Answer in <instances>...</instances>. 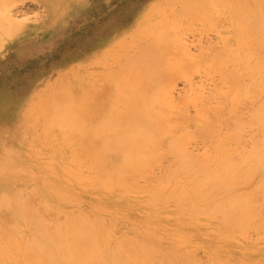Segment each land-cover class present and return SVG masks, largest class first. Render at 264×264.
I'll use <instances>...</instances> for the list:
<instances>
[{
	"label": "rangeland",
	"instance_id": "rangeland-1",
	"mask_svg": "<svg viewBox=\"0 0 264 264\" xmlns=\"http://www.w3.org/2000/svg\"><path fill=\"white\" fill-rule=\"evenodd\" d=\"M18 1H17L18 5L16 4L17 3L16 2L15 8H13L11 10L12 12H10V14H12L10 15L11 16L10 21L14 24L20 23L18 24L20 28L16 32V34L14 33L8 36V38L6 37L7 39L4 37V40H3V37H2L3 41L1 42L3 43L2 44L0 43V45H2V47L0 46L2 48V49L0 48L1 49L0 50V161H2L0 163V195H1L0 199L1 197L7 198L5 195L7 196L10 195L12 196V198H15L16 200H18L17 198H20V200L22 199L23 203H21L22 200L21 201L19 200V202L22 204L21 206H23L24 203H25L24 205H27V206H24V210H26V207H28V205L29 207L27 209L29 211L31 207H33L35 209V212H34V209L32 208L31 209L32 213L36 214L38 211L37 214H40V216H42L41 218H43L44 223L45 221L46 222L48 221L45 224L49 226L55 225L56 221H57L56 224L58 223L59 225L60 223V225H63L64 223L62 222H68L67 219L68 217H71V216H74L72 218H75V219L78 216H79L78 217L79 219H82L83 217H85L83 218V221L85 223L88 221V222H91L90 224H94V226L96 223V226H98V230L102 233L101 234L99 232L100 233L99 235H102L103 238L105 237L109 238L107 239V241L109 240L111 242L105 241L106 244L108 243L107 244L108 251L116 250L117 245L115 246V243L118 241V239L119 240L122 239L121 241L122 243H124L126 242V240L124 239L125 241L123 242V237L126 238L128 236L129 238L134 237L133 239L137 238L136 240H133V242L132 241L131 242H132V249L133 247H135V249H137L138 251L140 250V252L143 255L142 257V255H139L140 253H138L139 256L136 257L137 259H139V260H136L138 264H161V262L162 264H166L165 260L168 258L174 264H177V263L183 264L184 261H187L188 256H190V254L196 260V262H198L197 264L199 263L200 264H261V262L262 264H264L263 263L264 262V228H263L264 223L262 224V221L264 222V216H262L264 215V210H263V213L260 214L264 206L263 205L264 202L260 203L261 202L260 199H263L264 197L261 198V195L263 193H259L261 191H258V189H261L260 184L258 188L255 186L256 187L255 189H257L256 190L257 193L255 189L251 190V188H253L254 185L258 183V181L261 180L260 182H262L264 175L260 176V174L264 173L263 170L261 171L257 169L259 170L258 172L260 173L257 174L258 176L254 175V177H252L251 175L250 176L252 177L251 179L250 177H246L244 175L245 171L243 169L245 167L242 169L243 167L242 166L239 168V171H235V176L237 178L242 179V174L245 176L243 177V181H242L244 183L241 182L242 183L241 185H243V187L239 185L241 188L236 187L235 190L238 189L239 192L243 191L242 193L243 196H245L244 195L245 193H247V195L249 193L250 196H252L253 194L257 196L256 197L257 199L254 197V200L251 197V201H253L251 203L253 204L257 203V204L255 206L250 203L249 205L251 206L250 209L252 208L254 209V207L255 209L258 208V204L259 206L260 205L261 206L258 208L259 210H256V212L258 211L259 213L257 216L255 215L256 212H254L255 209L254 210L252 209L253 215L250 216V218L246 222L247 224V229H245L246 231L244 232V229H243L242 230L243 233L240 232L242 236L240 233H237L239 232V230H241V228H237L236 229L237 232H234V231L233 233L229 232L230 235L233 234L230 237L231 239L233 238V236H235L234 239H237V240L233 239V241H230L229 243V240L231 239L227 237L228 239L226 240V236H227L226 234H228V233H225L226 230H224L225 232L223 231L222 234L220 233L223 230L222 226L220 225L223 222V221L221 222V219H222L221 216H219L218 214L216 216L215 215L216 213H214V211H213L214 214H212V211L210 210V207H211L209 203L210 201L206 200L207 199L206 197L200 196L201 199H198L200 198L198 195L200 194L198 193V190L201 192L200 195L202 196H206L208 194L209 196L212 195L211 196L212 198H216V197L218 198V196L215 195L217 194L218 189H216L215 191L213 190V188L215 187H213L211 190V187L204 185L206 187H209L207 188L208 190L206 189L207 192L208 191H211L212 193H214V191L216 192L214 193V195L216 196L215 197L213 196L211 192H208V193L204 192L203 189L205 190L206 188L204 186L203 188L200 187V189L197 188L198 190L195 189V184H197V182H194V181L192 182V179H190L191 177L188 175L187 176L191 180L190 183L189 181H188L189 184L187 182H184V180L187 181L188 177L185 176L186 174L184 172L183 173L185 175L182 173V171L178 169H177L178 171L176 170L177 163H174V162H177V159H175L173 155L169 156V154L167 155V153H165L168 142L164 143L163 145L166 149H162V150H165V151L160 152L161 155L159 154L158 156V158L160 159V162L158 161L159 159L157 158L158 160L156 159V161H158L159 163L155 161L156 163L155 162H154L155 164L153 163L154 166H152L153 165L152 164L144 168L145 170H148V171H145L144 169L142 170V168H141L142 171L137 169L136 171L138 172L135 171L136 172L135 174H137L135 175L133 173L134 170L132 171L130 170V172L127 173V175H125L124 178L122 179V181L124 180L125 182L124 181L121 183L119 182L120 185H116V183L118 182L117 181L115 182L113 178L109 177L108 181L111 183V185L105 184L106 186L104 188L103 186L104 184H102L104 183V177L102 173L99 170H97L99 169L98 168L99 166L96 165L97 166L96 167L94 165L97 159L94 160L92 158L94 162L91 161V164H90L91 158H89V156L91 155H89L90 152H89V149H87L89 148L88 145L87 146L86 144L83 145V143L80 144L75 133L67 134L69 135L67 136L68 138L65 137V135H63L64 137L62 138V135L60 134V129H58L54 124L50 125L51 123L48 120H45L46 116L49 118L52 112L54 111L53 108H54L55 103L58 104L59 106H62L63 104H65L67 106H70L71 108L73 105H75L72 108L73 111L74 110L79 111L81 110V108H83L82 111L88 110L89 105H87V103L90 104L89 98H90V94L93 93V86H94V85L93 86L89 85L88 82L92 78H95L96 76L99 75L100 69H98L97 67H91L87 65H88L90 58L96 51L100 52L104 49H107L109 74L111 73V75L112 74L118 75L119 73L123 72L122 75L129 76L130 72H132V69H133L132 64L134 63V62H131V58L133 55L140 52V46L146 44L147 42L150 43L151 39L152 38L154 39V37L158 33L159 34L156 36L158 38L165 34L167 35L168 33L170 34L174 42L179 39H183L184 43L188 47V50L186 52L185 50H181V49H174V50L172 49L170 51V55L167 56L168 65L165 66V72H163V73H167V78L162 83V87L165 89L168 88V90L171 91V99H172L173 104L176 107L184 106V108L186 109V113L182 115L183 117L181 116L179 117V115L175 114L177 113L175 110L168 112L167 123L169 124V126L168 124H166L167 126L166 128H168V131L166 133L167 134L166 140L168 139L170 141H172V139L180 140L179 143L180 145L183 144L181 147L184 148L185 152L187 151L186 154L188 153H189L188 155L191 154L193 157L191 155L190 156L192 158L195 157L194 159H196L197 157V160L200 158H201L200 160L205 159V158H202V156L203 155L207 156V154L210 158L212 156L216 157L221 152V151L219 152V150L223 151L224 147L225 148L227 147L226 150L231 151V149L228 147L229 146L231 147L233 142H234L233 143L234 147L235 146L238 147L237 145H239L240 147L242 145L243 147L242 150H244L242 151L241 147L236 148V151L238 149L237 151L238 153L236 155L243 154L244 152L245 154L246 152L247 154L250 151L253 152L255 150V148L253 149V147H258L264 143V141L259 142V140L262 137H263L262 139H264V136H263L264 128H262V126H264L263 124L264 117L262 118L263 120L261 119V122L262 121L263 122L262 123L259 122L260 124L258 122L255 123L254 120H257V119L253 118L252 120V118L251 119L249 118L251 116L250 114L252 115L255 114L253 112L255 111L254 109H256L257 107H254V106L258 105L259 107H261L260 109L258 107L259 111L263 107L262 105L264 103L263 101L264 100V85L261 84L262 83L261 80H260L261 83H259L260 77L258 78L254 77L258 75L257 74L258 71L262 73L263 70L261 71L260 69L262 68L261 66L263 65H260L261 68L259 67L257 71V68H255L256 64H253L255 60L254 59L255 56L254 55L253 57L250 56V59L251 58L254 59L253 63L250 59L248 60L249 55L246 54V51L249 54L248 50H252L251 45L249 46V48L248 46L246 47L248 50L246 49L242 50L245 53H243L241 50H237L236 47L234 46L232 47L230 45L233 43L234 40H236V37H239L244 32V27H243V32L239 31L242 25L243 26L246 25L250 27L253 22L252 23L250 22L249 24L250 26L247 23H249V21H254L252 19L254 17L257 19L256 16H258L259 10L256 11L257 10L256 7H258L259 9V6H262V4H264V0H251V1L243 0L244 2L242 0H232V1L230 0L231 2L228 0L229 3L227 2V0L226 2H224L225 0H215V1L210 0V2H207L209 0L207 1L206 0L204 1L202 0H173V1L172 0H69V1L68 0H18ZM199 1H202L203 4H201V2ZM212 1H214L215 4L214 2L212 3ZM254 1L256 4L254 3ZM256 1H258V4ZM250 3L251 5H254V7L252 6L253 8L251 7V5H249ZM64 4L65 5L67 4V5L65 6ZM241 4H244V5L241 6ZM52 5L53 6L55 5L57 10L55 9V11L52 12L51 10V7H53ZM246 5L247 6L249 5L250 8L247 7ZM255 5H258V6H255ZM243 6L246 9L249 8V11L251 8L254 10L256 9L255 10L256 12L253 11L254 12L253 14L256 13L257 15L253 16L252 12L248 11V14L249 13L252 14L253 16L252 18L247 17L248 14L247 16H244V15L240 16V14L242 13L240 9H242L241 7ZM160 14H162V16H160ZM256 19L254 21L255 25L253 24L255 26V29L253 25L251 26L252 28L251 27L250 28L254 29V31L257 29V27L262 30L261 25L264 23V21L262 22V24H259L260 22L258 21L259 19H257V21ZM12 20H16V21H12ZM160 20L161 22L162 20L164 21L166 20L167 25L165 24V22L161 23ZM260 20L262 21V18H260ZM153 23L157 24L155 25L157 28L159 26L160 27L163 26L162 28H159L161 31L163 28H167L165 30L167 31L169 30V32L166 33L165 31H162V33L164 32L163 35H160L162 33L157 32V31H156L157 34L154 33L155 32L154 30H157V28L155 27L153 30V28L151 27V25H153L154 27ZM164 24L166 25V27H164L165 26ZM146 26L147 27L150 26L151 29L150 27L148 28L151 31L148 28H146ZM167 26H169L170 28H168ZM262 26L264 27V25ZM257 30L255 34L253 33L254 38H252V40L254 39L253 41L255 42H256L255 38L258 39L261 36V34H259L260 36L258 37ZM156 37H155V40L158 39ZM258 41H261V40L258 39ZM226 46H230L231 51H233L236 48V51L234 50L233 53L235 57H237V59H240L242 57L241 56L239 58V55L237 53L238 51H241L243 53L242 54L243 56H245V54L247 55L246 60L250 61V63L253 64V66H251L252 64H250L251 67L249 66L250 68L253 67L254 69V71H252L253 74L250 75L252 76L251 79L249 78L250 76L248 74V76L246 75V76L241 77L242 79H245V80H240V79L239 80L243 82L246 81L247 83L249 80L253 81L254 78L256 80H254L253 82L249 81V83L251 84H247V85H250L249 86L250 89L247 88L248 90L246 89V91H243V93L245 92L246 93L249 92V93L248 94L245 93L244 95L242 94V97L244 98L239 96V94L241 93L240 91H239L240 93H238L237 95L238 97L232 94L235 97V99L238 100L239 102L237 101V104L235 103V105H232V104L231 105L233 107H236V106L241 107V108L236 107L237 110L236 108L232 107L233 111L236 110L237 116L240 114L237 111L242 112L244 115L243 116L244 118L242 117V114L241 116L237 117L233 113L232 115H234L235 117L229 114L228 116H232V117H228L229 118L228 120L227 117L225 116L227 112L229 113V110L231 111L230 109L231 105L229 104L227 106V107H230L229 110L227 109V107L224 110L223 109L224 106H222V109L225 111V112L223 111L225 113L224 114L225 121H222V124L223 122H226L229 124L224 123L225 127L222 125L223 127L216 128L213 126L212 123H210L212 124L211 126L213 127V130L214 128L215 130L213 131L212 129H210L212 133H210L211 131L208 130L210 134L209 135L208 131L204 130L205 128H203V125L207 121L209 122V120H211V117L210 115H205L206 118H209V119L208 120L203 119L202 121L203 123L201 121L200 123H197L198 120H201L200 118L202 116L203 117L205 116L202 115L199 118L198 116L200 114H197L195 112L196 111L195 106L200 103L201 99L206 98L208 95H210V100H211L210 108L211 107L215 108L214 106L216 105V103H217L216 107H218V104L221 106L220 102L222 100L220 98L221 96L219 97L221 93L223 96H225L224 92L227 95L228 94L227 91H230V90H231L229 92L230 95L231 93L237 94L238 92V90L237 92H232V89L233 91H235V88H230L229 90L227 89L226 91L225 87L222 85V82H223L222 77H221L222 75L221 74L219 75V73L221 72V69L224 68L221 65V63L224 60H226L229 57V55H231L230 54L231 52H229V54L228 53L224 54V51L227 48ZM231 47L233 49H231ZM254 49L255 48H253L252 51H255ZM257 50L259 51V53L255 52L256 54L255 53L254 54L256 56L257 54L260 56V51H262V48L256 49V51ZM252 51H250V55L253 54L251 53ZM241 52H239V54ZM212 53H215L216 55L218 54V56L213 58L212 56L214 55H211ZM262 53L264 54L263 51ZM226 54L228 57L226 56ZM263 54L262 56L264 57ZM259 56L257 58H260ZM262 56L261 58H263ZM224 57H227V58H224ZM122 61L124 63L121 65ZM227 68L231 69L230 66ZM253 69H249V70L251 71ZM122 75L120 77H123ZM125 80L127 81L129 79H125ZM254 82L256 83L255 85H253ZM86 83L88 84L86 85ZM125 84H129V83L125 82L123 85ZM121 85L122 84L115 85L111 81L106 82V84L104 85H99V86L96 85L99 88L96 95L102 94V90H105V91L107 90V93H109V96H117L118 95L117 87ZM66 87H69V88H67L66 90ZM57 89H61V91ZM68 90H71V91H68ZM249 90L251 92L253 91V93H251ZM67 92L70 94V96ZM255 92H256V95H255ZM257 93L258 94L263 93L261 94L262 95L261 100H259L260 96L258 97ZM249 94L253 101H255L254 98L256 99L255 102L252 101L254 104L249 99L250 98ZM64 95L65 97H63ZM232 95L230 97L227 95V97L231 99ZM54 96H56V98H54ZM57 96H61V99L60 97H57ZM78 96L80 98H78ZM246 96H249L247 97L248 99L246 98ZM68 97L72 99L68 100ZM234 97L232 99L233 103L236 102L234 101L235 100ZM237 98H242V99L239 100ZM78 99L80 101L79 103H78ZM247 101L248 103L249 101L250 103H252L251 105L252 107H254L253 110H251L252 107L250 104L247 103ZM47 103L48 104L50 103V104L47 105ZM81 103L82 105L86 104L87 107L85 105H84L85 107L80 105ZM222 104H223V101H222ZM50 105H52L53 108ZM84 108H87V109H84ZM47 111H50V112L47 113ZM259 111L257 113H259ZM257 113L255 115H257ZM240 117L241 119L243 118L242 120L246 118L243 122L244 124L248 121V123H246L248 125H245V126L243 125L244 128H242V130L253 127L251 129V134H250V131H248V129H246V131L240 130V132L239 130L238 131L235 130L236 133L238 134L236 141H232L231 143L229 142V144L226 142L224 144L222 143L223 148L220 142L218 143L219 145L218 146L217 139L222 140V142H224L222 139L223 136L226 137L231 132L233 133L231 135L236 134L235 131L233 132L234 128L232 127H234L237 123L240 122L239 120ZM237 119L239 120V122ZM48 124L51 127L47 126ZM230 125H231V128H230ZM260 125H261V128L259 129ZM199 127L200 129L202 128L203 131H199L200 130ZM227 129L229 131H227ZM252 133H255L257 136ZM258 136L260 138L257 140L258 141L257 143L256 139ZM251 139L257 143V145L256 143H254L256 146L253 145V141H251ZM210 141L212 142L211 143L212 145L209 143ZM213 141H214V144L216 142L215 145H213ZM236 143H240L241 145L236 144ZM251 144L253 145V147L250 148ZM80 146H82L81 147L82 150L79 149ZM217 149H218L217 151L218 153L215 152ZM236 151L233 150V153H235ZM85 152L88 154H86ZM231 152L230 154L233 155V153ZM84 153L85 155H87V159H90V160L86 159ZM214 154L215 155L217 154V155L215 156ZM231 155H229L231 159L239 158V156L231 157ZM243 155H240V156H243ZM110 156L111 158H115L114 155H110ZM88 164L92 166L94 165V167L87 166ZM173 165L175 166L173 167ZM250 166L252 167L253 163ZM171 167H173V169H175L177 172L175 171L176 173H173L172 172L173 169ZM91 168H92V172L88 171V170H91ZM95 168L97 169L93 170ZM167 168H170V169H167ZM76 171L78 172V174L76 173ZM88 172L92 174V176L95 174V176L93 177L90 176ZM254 172H256V170ZM180 173H182L183 175H181ZM236 173H238L237 174L238 176L236 175ZM76 174L79 178L76 177ZM164 174H166V176H168L169 174L170 175L165 178ZM61 175L62 177H64V179L61 177ZM81 175H84V176H81ZM144 175L147 177H145ZM136 176H137V179L135 180L134 177L136 178ZM182 176H184L183 177L184 179L181 178ZM81 177H83V179ZM96 177H98L97 180H96ZM150 177L151 179H149ZM174 177L177 179V181L180 178L182 180L181 181L179 180L177 182ZM88 178H90V181L92 182V184L90 181H88L89 180ZM129 178H130V181H129ZM246 178L249 183L248 185H247V182L244 181ZM248 178L250 179V181L248 180ZM61 179L63 180L61 181ZM173 179H175L176 182L173 181ZM132 180L134 181V183ZM158 180H159V183H158L159 185L157 184ZM167 180L171 182H168ZM69 181L72 184L71 183L67 184ZM87 182H89V184ZM113 182H115L114 185H113ZM174 182L176 184L180 183L181 185L178 184L179 186L177 185L178 186L177 187ZM96 183L97 185H99V183H101L102 185L96 186ZM163 183L164 184L166 183V184L164 185ZM183 183L184 184L186 183L188 185V186L184 185L187 188L194 185L193 186V188L195 189L194 194L195 195L197 194L196 196L198 197V198L194 197V194H192V196L188 195V197H184V199L187 198L188 200L189 197H192V198H197L198 200H201V202H202V199L206 200L207 202L203 200L206 203L205 205L203 203V205L205 208H206V205L209 206V212L211 213L210 219L208 217L209 212L206 213L208 215H205L207 217L202 216L203 215L202 209L204 207L203 208L201 207L202 212L200 210H199L200 212L197 211L201 215L197 212L196 213L199 215V217L200 216L202 217L201 218L197 217L198 220H195L196 219L195 216H198V215H195L194 213H192V211L195 212V210L198 208L197 207L196 209L194 208L195 210L192 209L193 207L190 208L191 203L189 200L190 199L192 200V198H189L188 201L186 200L187 202H189L188 205L186 203H183L184 202L183 199L177 198L178 196L176 197L174 195L175 197L173 198L171 197L172 199L167 198V196L169 195L167 193H169V191L171 193V191L174 189V187L172 188V185L175 186V188L176 187L178 188L174 191V193H178V191L180 190L179 189L180 186L182 187L181 191L182 190L184 191V188L186 190V187L182 186ZM238 183H240V181ZM190 184H193V185L189 186ZM110 186H113V187L109 188ZM115 186L116 187L119 186V188L123 187V189L116 188ZM169 186L170 188H172V190H169L170 189L168 188ZM131 187L132 188L134 187V188L132 189ZM156 187L158 188L156 189ZM160 187L161 189H163V187H166V188H164L163 193H159L158 198L160 199L158 198L156 199V197H153L155 195H153V193L152 194L150 193L152 191L157 192L158 189L159 191H161ZM193 188H190V189H193ZM245 189L247 192L245 191ZM101 190H104V191L107 190V191L103 192ZM238 190H236V192H238ZM249 190L251 191L248 192ZM114 191L115 192L117 191V192L115 193ZM183 191H182L183 194L178 193L179 197L181 196V194L182 196H185V195L187 196L186 194L187 192L185 193ZM190 191L191 190L188 191V194H190ZM164 192H167V193H164ZM202 192L204 193L202 194ZM104 193H107V194L109 193V194L107 195ZM172 193L170 194L171 196H172ZM209 193H211V195ZM240 193H238V195H240ZM12 194L15 195V197H13ZM149 194L152 195L154 199L150 198L151 196ZM156 194L158 195V193ZM30 195L31 196L33 195V199L32 198L30 199L31 197ZM164 195H167L166 201H169V203L165 202ZM16 196L18 197L16 198ZM152 199L153 200L156 199L157 201L158 200L159 201L158 202L155 201L156 202L155 203L152 201ZM176 199L179 200V203L182 202L183 200L182 202L183 204L181 203L180 206L183 205L182 207H184L185 213H183L182 215V212H181L180 214L182 215L181 217L180 216L178 217L179 203H178V200ZM197 199H195V202H194V199L191 201L192 204H195V206L197 202L199 203ZM33 200H36V202L34 203ZM41 200L42 201L44 200L43 202H46L45 204L47 206H43V207H46V209L49 208L48 210L51 212V214L48 213L49 211H47L46 213H43L45 212L44 210L46 209L44 208L42 209L41 204L39 206L38 203H41L42 202ZM174 201L176 204L173 203ZM28 202H32V203H28ZM185 204L186 206L189 207L187 209H190V211L186 209ZM201 205L202 204H200V206ZM165 206H168V207H165ZM153 207L155 208L153 209ZM160 207H162L163 209H160ZM147 209L149 210L146 211ZM171 209L172 210L176 209V210L171 211ZM39 210H42V211L39 212ZM205 211L206 210H204V213ZM0 212H1L0 214V230H1L0 236H2L3 233L5 234V232L14 231L13 234L11 233V236H8V238L11 241V242H8V243H11L9 244V246L12 245L13 249L11 247L9 248V246L7 247L10 250L12 249L13 252L11 251V255H15V253L19 251L21 246H23L20 244H22L23 243L22 240L25 239V236L23 235L28 233L27 231L28 229L25 228L24 230V227H27V225L24 224V222L20 221V219H17L16 217H14L16 221H14L15 220L14 218L10 219V217L7 216V214L2 210V208L0 209ZM251 212H250V215L252 214ZM28 213H31V212H28ZM193 215H195L194 216L195 218L193 217ZM213 215L216 216L215 219H213L214 218ZM259 215L262 216L261 217L262 219L257 218V220L260 219L261 221L260 220L257 221L256 218L255 220L253 219V221L256 222L254 226L253 225L254 222H252L251 218L259 217ZM2 216H4L5 218ZM80 216L81 217L83 216V217L80 218ZM186 216L192 217L191 219H193V221L189 219L190 217L188 218ZM2 218L5 221H3ZM203 218L205 220H202ZM216 218L218 219L216 220ZM199 220H201L203 224L202 222L199 223ZM194 221L197 223L196 225ZM4 222L5 224H3ZM14 222L16 223L18 222L17 223L18 226L20 225L22 229L20 227L18 228L15 227L18 229V231L17 229L14 230L15 228L12 229L13 228L12 223ZM49 222H51V224L54 222V224L51 225L49 224ZM180 222L182 223L180 224ZM248 222L249 223L252 222V223L248 224ZM257 222L258 224H261V225H258ZM10 223L12 224V226L8 227V224L10 225ZM214 223H216L217 225H215ZM224 223L222 225H224ZM241 225H243V223ZM217 226L218 228H216ZM244 226H241V227L243 228ZM211 227L214 230V231L212 230L213 233L217 232L218 234L217 233L211 234L212 233ZM19 228L23 230L22 235H21L22 231L19 230ZM244 228H246V226ZM2 229L5 231H3ZM259 229H261L262 231ZM202 231L206 232L208 235ZM208 231L209 232L211 231V232L208 233ZM15 233L16 234L20 233L21 236L17 237L19 235H16ZM223 234L225 236V239L223 238L224 237ZM5 235H7V233ZM5 235H3L4 237L2 236L3 238L0 237V241H1L0 243H3L4 245H8L7 244L8 240H6L7 237ZM11 237L15 239V241L13 239L14 242L17 241L16 243L19 245L20 248L17 247V245H14V243H12ZM28 237H29V233H28ZM210 238L212 239V241ZM221 238L223 241L222 240L217 241V240H220ZM4 239L6 243H4ZM130 239L127 240L128 243L130 242ZM204 239H207V240H204ZM224 240L226 241L224 242ZM134 241H137V243H134ZM204 241L206 242V244ZM235 241L237 242V244ZM117 244H120L119 241ZM142 244H145L143 245V247L145 246L148 247V248L145 247L146 248L145 251H148L147 249H149V256L145 254V251L144 252L141 251L145 249L143 247L142 248L140 247ZM231 244L233 246H231ZM126 245L128 244L126 243ZM234 245L236 246L234 247ZM4 247L6 248V246ZM128 248L131 249L130 245ZM187 250H188V253L186 252ZM187 254L189 255L187 256ZM5 255H7L6 259H8V257L10 259V252ZM16 255L14 256V258L16 257V261L18 260L17 261L18 263L21 262V261L19 262L18 258L22 259L23 257L22 260L26 261L24 256L21 257V255L20 256L19 255L16 256ZM145 255L147 257H145ZM3 256L0 255V258L2 259ZM159 256H161V258H159ZM101 257H103L104 260L108 258L105 260L107 262L110 258L109 254L107 253H106V256L104 253L100 256V258ZM144 257L146 261L140 260V258L143 259ZM100 258L98 261L103 259V258L101 259ZM193 258L190 259L192 263L190 262L188 264L195 263V260ZM11 259H13V257ZM162 259L163 261H161ZM192 260H194V262ZM136 261H135V264H137ZM181 261L183 263H181ZM2 262H4V260L0 261V263ZM5 262L6 263H3V264H7V261ZM9 263L18 264V263H14V261L12 263V260L10 262L8 261V264ZM21 263L23 264L24 262H21ZM102 264H105V262L103 261ZM184 264H187V262Z\"/></svg>",
	"mask_w": 264,
	"mask_h": 264
},
{
	"label": "bare ground",
	"instance_id": "bare-ground-1",
	"mask_svg": "<svg viewBox=\"0 0 264 264\" xmlns=\"http://www.w3.org/2000/svg\"><path fill=\"white\" fill-rule=\"evenodd\" d=\"M18 0H0V43L2 44L3 42H1V41H3L4 40V37L6 38H8V36H10V35H12V34H16V32L19 30V28H20V26L18 25V24H20V23H18V24H14V23H12L11 21H10V15H12V14H10V12H12L11 10L13 9V8H15V3L17 2ZM69 1V0H68ZM173 1V0H172ZM202 1H204V0H202ZM202 1H199V2H201V4H203V2ZM207 1V0H206ZM215 1V0H214ZM214 1H212V3L214 2ZM230 1V0H229ZM232 1V0H231ZM230 1V2H231ZM243 1V0H242ZM251 1V0H250ZM249 1V2H250ZM19 2V1H18ZM18 2L16 3L17 5H18ZM22 2V1H21ZM65 2V1H64ZM207 2H210V0L209 1H207ZM224 2H226V0L224 1ZM227 2H228V0H227ZM237 2V1H236ZM244 2V1H243ZM242 2V3H243ZM257 2V4H258V1H256ZM54 3V2H53ZM56 3V2H55ZM229 3V2H228ZM252 3V2H251ZM251 3L249 4V5H251ZM254 3H255V1H254ZM259 3H260V1H259ZM214 4H215V2H214ZM217 4H218V2H217ZM220 4V3H219ZM224 4V3H223ZM246 4V3H245ZM248 4V3H247ZM256 4V3H255ZM65 5V4H64ZM67 5V4H66ZM65 5V6H66ZM208 5H209V3H208ZM207 5V6H208ZM242 5H244V4H241V6ZM249 5L247 6V7H249ZM260 5V4H259ZM53 6V5H52ZM254 7V5H251V7ZM255 6H258V5H255ZM244 7V6H243ZM243 7H241L242 9H240L241 11H242V13L240 14V16H247V14H248V11H249V8H243ZM252 7V8H253ZM62 8V7H61ZM250 9V11L252 12V14L254 13V12H256V11H258V16H256L257 17V19H259L258 21H260L259 22V24H262V22L264 21V4H262V6H259V9H258V7H256L257 8V10L255 11L254 9ZM55 9H56V6L54 5L53 7H51V10H52V12L53 11H55ZM57 10V9H56ZM247 10V11H246ZM160 11V10H159ZM240 11V12H241ZM249 11V12H250ZM254 11V12H253ZM59 12V11H58ZM58 12H57V14H58ZM56 13V12H55ZM160 13V12H159ZM252 14L251 13H249L248 14V16L247 17H253L254 15H257L256 13L255 14H253V16H252ZM15 15V14H14ZM52 16V15H51ZM160 16H162V14H160ZM56 17V16H55ZM54 17V18H55ZM259 17V18H258ZM54 18H52V19H54ZM162 18V17H161ZM160 18V19H161ZM250 18V19H251ZM255 18V17H254ZM254 18H252L254 21H255V19ZM260 18H262V21L260 20ZM14 19V18H13ZM51 19V18H50ZM163 19V18H162ZM248 19V18H247ZM257 19H256V21H257ZM159 20V19H158ZM12 21H16V20H12ZM254 21H249V23H247L248 25L250 24V22L252 23L251 24V26L254 24L255 25V22ZM158 22V21H157ZM156 22V23H157ZM160 22H161V20H160ZM162 22L164 23L165 22V24L167 25V22H166V20L164 21V20H162ZM161 22V23H162ZM17 23V22H16ZM154 24V23H153ZM158 24V23H157ZM157 24H154V27H153V25H151V27L153 28V30H154V28L156 27L155 25H157ZM164 24V25H165ZM159 25V24H158ZM163 25V24H162ZM166 25L164 26V27H166ZM169 25H170V23H169ZM245 25V24H244ZM253 25V27H254V29H255V26ZM262 25H264V23L262 24ZM261 25V28H262V30L260 29V28H258L257 27V33H258V37L260 36L259 34H261V36L258 38L259 40H261V41H258V39H256L255 38V40H256V42L255 41H253L252 40V38H254L253 36H254V34L256 33V30L254 31V29H251L250 27H248V26H243L242 25V27L239 29V31H242L243 32V27H244V32L239 36V37H236V40H234L233 41V43L230 45V46H234V47H236L237 48V50H244V49H246V50H248L246 47L248 46V48H249V46L251 45V48H252V50H253V48H255L254 50L255 51H252V50H248L249 51V54H248V52L246 51V54L247 55H249V58H248V60L250 59V56L251 57H253V55L256 57H254V59H250L251 61H252V63H253V60H254V63L253 64H256L255 65V68H257V71H258V68L260 67V65H263V66H261L260 68V70L262 71V73H260V71H258V75L257 76H254L255 78L257 77H260V79H259V83H261V81H262V85H264V57L262 56V51L264 52V27ZM148 27H150V26H148ZM147 26H146V28H148ZM151 27H150V29H151ZM163 27V26H162ZM162 27H156L157 28V30H154L155 32L154 33H156L157 34V32H161L162 33V31H165L166 33L167 32H169V30L167 31V30H165V29H167V28H163L162 29V31L159 29V28H162ZM168 28H170L169 26H167ZM250 28V29H249ZM149 29V28H148ZM149 29V30H150ZM152 30V31H153ZM159 30V31H158ZM151 31V30H150ZM149 31V32H150ZM157 31V32H156ZM153 33V32H152ZM153 33V34H154ZM164 33V32H163ZM163 33L162 34H160V35H163ZM254 33V34H253ZM159 34V33H158ZM157 34V35H158ZM156 35V36H157ZM248 35H249V37H248ZM251 35V36H250ZM153 36V35H152ZM155 36V37H156ZM257 36V35H256ZM255 36V37H256ZM2 37H3V40H2ZM151 37V36H150ZM155 37H154V39L152 38H150L151 39V42L150 43H146V44H144V45H142V46H140V52L139 53H136L135 55H133L132 56V58H131V62H134L133 64H132V72H130V75L129 76H124V75H122V73H119L118 75H115V74H112L111 75V73L109 74V63H108V57H107V49H104V50H102V51H96L93 55H92V57L90 58V60H89V62H88V65L87 66H91V67H97L98 69H100V73H99V75L98 76H96L95 78H92L88 83H89V85H94L93 86V93L92 94H90V104H88L87 103V105H89V108H88V110H84V111H82L83 110V108H81V110H79V111H73L72 110V108H73V106H75V105H73L72 106V108L70 107V106H67V105H65V104H63L62 106H59L58 104H54V108H53V106L52 105H50V106H52V108H53V112H52V114L50 115V117L48 118L47 116H46V118H45V120H48L51 124L50 125H52V124H54L58 129H60V134L62 135V138L64 137L63 135H65V137H67V136H69V135H67V134H72V133H75L76 134V137L78 138V141H79V143L80 144H82L83 143V145L84 144H86V146L88 145V147L89 148H87V149H89V152H90V154L89 155H91V156H89V158H91V160L90 159H87V155H85V153H84V155H85V157H86V159L87 160H90V164H91V161H93L92 160V158L95 160V159H97L95 162V166L97 165V166H99L98 168L99 169H97V168H95V169H93V170H99L101 173H102V175H103V177H104V183H102V184H104L103 186H104V188H105V186L106 185H111V183L108 181V178L110 177V178H113V180L116 182H118V183H116V185H120V183L121 182H123L122 181V179L124 178V176L125 175H127V173H129L130 172V170L132 171V170H134V174L136 173V172H138V171H136L137 169H139L140 171H142L145 167H148L149 165H152L155 161H156V159L158 158V156H159V154H160V152H164L165 150H162V149H166V151H165V153H167V155L169 154V156H174L175 157V159H177V162H174V163H177L176 164V170L178 169V170H180V171H182V173L185 175V176H190L191 178L190 179H192V182L194 181V182H197V184H195V189H200V187L201 188H203V186L204 185H207V186H209V187H211V190H212V188L213 187H215V188H213V190H215L216 191V189H218L217 190V194H215V195H217L218 196V198L214 195V193H216L215 191H214V193H212L211 191H208V192H211L212 194H213V196H215L216 198H212L211 196V193H209L211 196H209L208 194V197H207V195H206V193H208L207 191H206V189L207 188H209V187H206V186H204V187H206L205 188V190L203 189V191L204 192H206L205 193V195L206 196H202V195H200L201 194V192L198 190V193H200V194H198L199 195V197L201 196V197H206L205 199L206 200H209L208 202L210 203V210L212 211V214H214V213H216L215 215L217 216V214L219 215V216H221V218H219V219H221V222H222V224L224 223V225H222V224H220L221 226H222V232H220L221 234L223 233V231L224 230H226V232L225 233H228V234H226L227 236H226V240L228 239V238H230L232 235H230V233H233V231L234 232H237L236 231V229L237 228H241V230H239V232H237V233H243V229H244V232L246 231L245 229H247V224H246V222L248 221V219L250 218V216H252L253 215V210L255 209V207H254V209L252 210V209H250L251 208V206H249L250 205V203L251 202H253V201H251V197H252V199L254 200V197L256 198L257 196H255L254 194V196L252 195V196H250L249 195V193H248V195H247V193H245L244 195L245 196H243L242 195V193H243V191L240 193L239 192V190L238 189H236V190H238V192H236V190H235V188L236 187H240L239 185H241L242 183H244V182H242L243 181V177H250L251 175H252V177H254V175L256 176L257 174H259L260 172H258L259 170H263V172H264V143L263 144H261L260 146H258V147H253V145H255L254 143H258V139L260 138L259 136L257 137V139H256V142H254L252 139H253V137H252V139H251V141H253V145L251 144V146H250V148L251 147H253V149L255 148V150L252 152V151H250L248 154H247V152H246V154H245V152L243 153V154H239V155H236L238 152V149H237V151H236V148H238L239 147V145H237L238 147H234V145H233V143H232V146H233V148H232V146L230 147H228V148H230L231 149V151H229V150H226L227 149V147L225 148H223V146H222V143L224 144L225 142L226 143H228L229 144V142L231 143L232 141H236L237 140V136H238V134L236 133V131H238L239 130V132H240V130L241 131H246V129H248V128H246L245 130H242V128H244V126L245 125H248V124H246V123H248V121L244 124L243 122H244V120L246 119H244V120H242L244 117V115H243V113L242 112H240V111H237L238 113H240L238 116H237V113H236V110H237V108L236 107H238V106H236V107H233L232 105H235V103L237 104V101L238 100H236L235 99V97L234 96H236V97H238L237 95H238V93H240L239 94V96H241L242 97V94L244 95L245 93H243V91H246V89L247 88H249V86L250 85H247V84H251V83H249V81H252V80H249L248 81V83L246 82H243V81H240V80H245V79H242L241 77H243V76H248V74H249V76L250 75H252L253 74V72L252 71H254V69H253V67L252 68H250L251 66H253V64L252 63H250V61H248V60H246L247 59V55L245 54V56H243L242 54L243 53H245V52H241V51H238L237 53H238V55H239V58L241 57L242 59H244V60H242L241 58V60L240 59H237V57H235V55H234V50L236 51V48L233 50V51H231L230 50V46H226L225 48H226V50L224 51V54L225 53H228L229 54V52H231L230 54L231 55H229V57H230V59H229V57L227 56V54H226V56L228 57H224V58H227L226 60H224L222 63H221V65L224 67L223 69H221V72L219 73V75L221 74L222 76V85L225 87V90L227 91V89L229 90L230 88H235V91H233V89H232V92H237V90H238V92H237V94L235 95L234 93H231V95H232V98L231 99H229L228 97H227V95L229 96L230 94H229V92L231 91H227L228 92V94L226 95L225 94V92H224V95L225 96H223L222 95V93H221V95H219V97L221 98V100L223 101V104H222V101L220 102L221 103V106L218 104V107H216L217 106V103H216V105L214 106L215 108H213V107H211L210 108V95H208L206 98H203V99H201V101H200V103L198 104V105H196L195 106V108H196V113L197 114H200L198 117L200 118V116H202V115H210V117H211V120H209V122L207 121L209 118H206V116L205 117H201L200 119L201 120H198V122L197 123H200V121L202 122L203 121V119L205 120V119H207L204 123V125H203V128H205L204 130H210V129H212L213 130V127L211 126L212 124H213V126L214 127H216V128H221V127H225V125H224V123H226V122H223V124H222V121H225V119H224V110L226 109V107L230 104H232L230 107H227V109L229 110V108L231 109V111H232V113H231V111L229 110V113L227 112V114H226V116L225 117H227V119L229 120V118L228 117H232V116H234V115H232L233 113L237 116V117H239V116H241V114H242V119H241V117H240V122H239V120H238V122L239 123H237L236 125H237V127H236V125L234 126V127H232V128H234V130H233V132L235 131V135H231V134H233L231 131V133L229 134V135H227L226 137L225 136H223V141L224 142H222V140H219V139H217V145H218V143H220L221 142V146H222V148H223V151L222 150H219V152H220V154H218V156H216L215 154V156L216 157H214V156H212L211 158L208 156V154H207V156L205 155H203L202 156V158H205V159H203V160H200L201 158V156L200 157H198V158H200V159H198L197 160V157H196V159H194V158H192L190 155H188V154H186V152H185V150H184V148H182L181 146L183 145H180V140H175V139H172V141H170L169 139L168 140H166V133H167V131H168V128H166L167 126H166V124H168L167 123V116H168V112H170V111H173V110H175L177 113H175V114H177V115H179V117L181 116V117H183L182 115L183 114H185L186 113V109L184 108V106L183 107H176L174 104H173V102H172V99H171V91L170 90H168V88H163L162 87V83L166 80V78H167V73H163V72H165V66H167L168 65V59H167V56L168 55H170V51L173 49H181V50H185L186 52H187V50H188V47H187V45L184 43V41H183V39H179V40H177V41H173V39H172V37L170 36V34H168L167 33V35L165 34V35H163V36H160L159 38L158 37H156V38H158L157 40H155ZM6 38V39H7ZM262 38V39H261ZM154 42H153V41ZM149 41V40H148ZM175 44V45H174ZM176 44H177V46H176ZM254 47H253V46ZM1 47H2V45H0ZM0 47V48H1ZM107 47V46H106ZM231 47V49H233ZM262 48V51H260V56L257 54V56L255 55L256 53L255 52H258L259 53V51L257 50L256 51V49H260V48ZM229 48V49H228ZM250 48V49H251ZM2 49V48H1ZM0 49V50H1ZM229 50V51H228ZM184 51V52H185ZM226 51H228V52H226ZM250 51H252L251 53H253V54H251L250 55ZM239 52H241L240 54H239ZM255 53V54H254ZM262 53V54H261ZM211 55H214V56H212L213 58H215V57H217L218 56V54L216 55L215 53H212ZM238 55H236V56H238ZM264 55V54H263ZM260 57V58H257V57ZM261 56L263 57V58H261ZM232 57V58H231ZM245 57V58H244ZM124 62L122 61L121 62V65L123 64ZM250 64H252L251 66H250ZM231 67V69H228L227 67H229V66ZM259 65V66H258ZM250 66V67H249ZM257 66V67H256ZM161 69V70H160ZM249 69H253V70H249ZM251 73H249V72ZM256 71V70H255ZM256 71V72H257ZM248 72V73H247ZM260 73V74H259ZM123 76V77H120V76ZM251 77L252 76H250L249 78L251 79ZM261 77H262V79H261ZM254 78V80H256ZM125 79H129V80H125ZM240 79V80H239ZM253 79V78H252ZM253 80V81H254ZM258 80V79H257ZM261 80V81H260ZM109 81H111L113 84H115V85H118V84H122L121 86H118L117 87V92H118V95L117 96H109V93H107V90L105 91V90H102V94H100V95H96V93H97V91L99 90V88H98V86L99 85H104V84H106V82H109ZM252 81V82H253ZM125 82H127V83H129V84H125V85H123ZM88 83H86V85L88 84ZM247 85H245V84ZM259 83H258V85H259ZM253 84V83H252ZM256 83L254 82V84L253 85H255ZM260 84V85H261ZM96 85H98V86H96ZM263 87V86H262ZM67 88H69V87H66V90H67ZM260 88V87H259ZM65 89V88H64ZM63 89V90H64ZM170 89V88H169ZM250 89V88H249ZM57 90H60L61 91V89H57ZM242 90V91H241ZM248 90V89H247ZM52 91V90H51ZM68 91H71V90H68ZM240 91V92H239ZM250 91V90H249ZM65 92V91H64ZM76 92V91H75ZM251 92V91H250ZM58 93V92H57ZM63 93V92H62ZM68 93V92H67ZM249 93V92H248ZM248 93H246V94H248ZM251 93H253V91L251 92ZM260 93V92H259ZM69 94V93H68ZM68 94H67V96H68ZM72 94V93H71ZM74 94V93H73ZM76 94V93H75ZM258 94V93H257ZM261 94H263V93H261ZM261 94H258V97L260 96V99L259 100H261ZM54 95V94H53ZM58 95V94H57ZM60 95V94H59ZM230 95V96H231ZM255 95H256V92H255ZM50 96V95H49ZM69 96H70V94H69ZM74 96V95H73ZM81 96V95H80ZM229 96V97H230ZM249 96H250V94H249ZM249 96H246V98L247 97H249ZM57 97H60V99H61V96H57ZM63 97H65V95L63 96ZM233 97H234V101H236V102H234L233 103V101H232V99H233ZM53 98V97H52ZM51 98V99H52ZM54 98H56V96H54ZM53 98V99H54ZM78 98H80L79 96H78ZM242 98H244V97H242ZM242 98H237V99H242ZM253 98V97H252ZM50 99V98H49ZM59 99V98H58ZM59 99V100H60ZM69 99H72V98H69L68 97V100ZM86 99V98H85ZM248 99V98H247ZM246 99V100H247ZM250 100H251V102L253 101L252 99H251V96H250V98H249ZM257 99V100H258ZM63 100V99H62ZM61 100V101H62ZM67 100V99H66ZM81 100V99H80ZM254 100L256 101V99L254 98ZM263 100V99H262ZM58 101V100H57ZM72 101V100H71ZM76 101V100H75ZM220 101V100H219ZM255 101H253V102H255ZM264 101V100H263ZM45 102V101H44ZM49 102V101H48ZM54 102V101H53ZM52 102V103H53ZM65 102V101H64ZM64 102H62V103H64ZM70 102V101H69ZM80 101H79V99H78V103H79ZM81 102H83V101H81ZM239 102V101H238ZM252 102V103H253ZM258 102V101H257ZM261 102V101H260ZM219 103V102H218ZM247 103H248V101H247ZM252 103H250V101H249V103L248 104H252ZM50 104V103H49ZM48 103H47V105H49ZM70 104V103H69ZM84 104V103H83ZM254 104V103H253ZM78 105V104H77ZM80 105H82V103L80 104ZM85 106H86V104H84ZM84 105H82V106H84ZM255 105H256V103H255ZM262 105V104H261ZM84 106V107H85ZM222 106H224V110L222 109ZM254 106V105H253ZM263 107H262V109L259 111L258 110V105H256V106H254V107H257L256 109H254L255 111L253 112V113H257L258 111H259V113H257V115H255V114H250V113H252V112H250L249 114L252 116H250L249 117V115H248V117L251 119L252 118V120H253V118L254 119H257V120H254L255 121V123L256 122H260V123H262L264 120L262 119L263 117H264V103H263V105H262ZM43 107H44V105H43ZM46 107V106H45ZM49 107V106H48ZM87 107V106H86ZM220 107V108H219ZM236 108V110H234L233 111V108ZM251 107H252V105H251ZM254 107H252V109L251 110H253V108ZM238 108H241V107H238ZM261 107H259V109H260ZM49 109V108H48ZM84 109H87V108H84ZM219 109V110H218ZM241 110V109H240ZM258 110V111H257ZM50 111H52V110H50ZM50 111H47V113H49ZM174 111V112H175ZM224 111V112H223ZM173 112V113H174ZM105 113V114H104ZM179 113V114H178ZM232 115V116H228V115ZM247 116V115H246ZM178 117V118H179ZM186 117V116H185ZM235 117V116H234ZM236 117V118H237ZM43 118V117H42ZM48 118V119H47ZM198 118V119H199ZM261 119L263 120L262 122H261ZM43 120V119H42ZM247 120H248V118H247ZM196 121V120H195ZM234 121V120H233ZM253 121V122H254ZM45 122V121H44ZM232 122V121H231ZM249 122H250V120H249ZM43 123V122H42ZM203 123V122H202ZM210 123H212V124H210ZM259 123V124H260ZM226 124H229V123H226ZM231 124V123H230ZM233 124H235V123H233ZM252 124V123H251ZM258 124V125H259ZM263 124H264V122H263ZM262 124V125H263ZM43 125H45V124H43ZM42 125V126H43ZM49 124L47 125V126H50ZM223 125V126H222ZM232 125V124H231ZM231 125H230V128H231ZM244 125V126H243ZM168 126H169V124H168ZM251 126H253V125H251ZM51 127V126H50ZM53 127V126H52ZM227 127V126H226ZM236 127V128H235ZM248 127V126H247ZM258 127V126H257ZM48 128V127H47ZM46 128V129H47ZM56 128V129H57ZM229 128V129H230ZM253 128V127H252ZM252 128H249L248 129V131H250V134H251V129ZM261 128V125H260V127H259V129ZM262 128H264V126H262ZM46 129H44V130H46ZM199 129H200V127H199ZM256 129V128H255ZM43 130V131H44ZM214 130H215V128H214ZM213 130V131H214ZM217 130V129H216ZM48 131V130H47ZM199 131H203V129L201 128ZM211 131V130H210ZM227 131H229L228 129H227ZM226 131V132H227ZM238 132V133H239ZM264 132V131H263ZM205 133H206V131H205ZM204 133V134H205ZM210 133H212V131L210 132ZM229 133V132H228ZM228 133H226V134H228ZM245 133V132H244ZM249 133V132H248ZM208 134H209V131H208ZM225 134V135H226ZM240 134V133H239ZM241 134H242V132H241ZM249 134V135H250ZM252 134H254V135H256L255 133H252ZM60 135V136H61ZM207 135V134H206ZM210 135V134H209ZM208 135V136H209ZM260 135V134H259ZM263 135V134H262ZM71 136V135H70ZM257 136V135H256ZM261 136V135H260ZM264 136V135H263ZM251 137V136H250ZM262 137V136H261ZM68 138V137H67ZM204 138V137H203ZM263 138V137H262ZM261 138V139H262ZM171 139V138H170ZM208 139V138H207ZM206 139V140H207ZM255 139V138H254ZM260 139V140H261ZM213 140H215V139H213ZM218 140H219V142H218ZM242 140V139H241ZM259 140V142H262V141H264V139H262L261 141ZM208 141V140H207ZM77 142V141H76ZM166 142H168L167 143V147L165 148L163 145H164V143H166ZM210 144L212 143L211 141L209 142ZM257 143H256V145H257ZM67 144V143H66ZM76 144V143H75ZM215 144H216V142H215ZM214 144V141H213V145H215ZM236 144H240V143H236ZM241 144H242V142H241ZM240 144V145H241ZM212 145V144H211ZM255 145V146H256ZM219 146V145H218ZM220 146V147H221ZM228 146V145H227ZM62 147V146H61ZM61 147H60V149H61ZM81 147L82 146H80V148L79 149H81ZM164 147V148H163ZM212 147V146H211ZM241 147V150L243 149V147H242V145L240 146ZM239 147V148H240ZM63 148V147H62ZM214 148V147H213ZM216 148H218V147H216ZM78 149V148H77ZM209 149V148H208ZM235 150L236 152L235 153H233V150ZM82 150V149H81ZM162 150V151H161ZM224 150H226V151H224ZM240 150V151H241ZM248 150V149H247ZM218 151V149L215 151V152H217ZM239 151V152H240ZM242 151H244V150H242ZM71 152V151H70ZM83 152V151H82ZM230 152L231 153H233V155H231L230 154ZM218 153V152H217ZM242 153V152H241ZM80 154V153H79ZM86 154H88V153H86ZM162 154H164V153H162ZM209 154H210V152H209ZM83 155V156H84ZM110 155H114V157L115 158H111V156ZM161 155V154H160ZM229 155H231V157H238L239 156V158L238 159H236V158H233V159H231L230 158V156ZM234 155H236V156H234ZM240 155H243V156H240ZM163 156V155H162ZM77 157V156H76ZM80 157V156H79ZM161 157V156H160ZM69 159V158H68ZM85 159V160H86ZM159 159V158H158ZM157 159V160H158ZM174 159V158H173ZM50 160V159H49ZM159 162H160V159L158 160ZM158 161H156L157 163H159ZM2 161H0V163H1ZM71 162V161H70ZM83 162V161H82ZM85 162V161H84ZM89 162V161H88ZM94 162V161H93ZM155 162V163H156ZM47 163V162H46ZM154 163V164H155ZM252 163H253V166L251 167L250 165H252ZM49 164V163H48ZM71 164V163H70ZM87 164V163H86ZM154 164L152 165V166H154ZM248 164H249V166H248ZM67 165V164H66ZM94 165L92 166V165H87V166H92V167H94ZM68 166V165H67ZM96 166V167H97ZM175 165H173V167H174ZM243 166V167H242ZM50 167V166H49ZM56 167V166H55ZM79 167V166H78ZM173 167H171L172 169H173ZM240 167H242V169L245 171V176L242 174V179L241 178H237L236 176H235V171H239V168ZM141 168H142V170H141ZM71 169H73V168H71ZM85 169V168H84ZM87 169H88V167H87ZM167 169H170V168H167ZM241 169V170H242ZM257 169H259V170H257ZM145 170V169H144ZM175 169H173V173H176L177 171H176ZM256 170V172H254ZM65 171V170H64ZM88 171H91L92 172V168H91V170H88ZM136 171V172H135ZM145 171H148V170H145ZM168 171V170H167ZM176 171V172H175ZM179 171V172H180ZM75 172V171H74ZM83 172V171H82ZM87 172V171H86ZM97 172V171H96ZM165 172H166V170H165ZM165 172H163V173H165ZM262 172V173H263ZM76 173L78 174V172L76 171ZM89 173V172H88ZM88 173H86V174H88ZM93 173H95V172H93ZM98 173V172H97ZM132 173V172H131ZM132 173V174H133ZM144 173V172H143ZM151 173V172H150ZM162 173V174H163ZM169 173V172H168ZM182 173H180L181 175H183ZM240 173V172H239ZM243 173V172H242ZM256 173V174H255ZM70 174V173H69ZM77 174H76V177L77 178H79L78 176H77ZM90 174V173H89ZM162 174H161V176H162ZM238 173H236V175H237ZM68 175V174H67ZM99 175V174H98ZM135 175H137V174H135ZM149 175V174H148ZM165 175V178L166 177H168V176H166V174H164ZM164 175H163V177H164ZM173 175V174H172ZM175 175V174H174ZM178 175V174H177ZM261 175H264V173L263 174H260V176ZM81 176H84V175H81ZM90 176H92V174H90ZM93 176H95V174L93 175ZM92 176V177H93ZM114 176V177H113ZM131 176V175H130ZM145 176V175H144ZM187 176V177H188ZM238 176V175H237ZM240 176H241V174H240ZM258 176V175H257ZM61 177H62V175H61ZM66 177V176H65ZM145 177H147V176H145ZM171 177V176H170ZM184 176H182L181 178H183ZM252 177H250V179L252 178ZM63 179H64V177H62ZM69 178H70V176H69ZM82 179H83V177H81ZM97 178L98 177H96V180H97ZM114 178H116V179H114ZM133 178V177H132ZM131 178V179H132ZM138 178H139V176H138ZM175 178V177H174ZM179 179L180 181L182 180V179ZM256 178V177H255ZM262 178V177H261ZM63 179H61V181L63 180ZM73 179V178H72ZM89 180L88 181H90V178H88ZM92 179V178H91ZM134 179L136 180L137 179V176H136V178L134 177ZM149 179H151V177L149 178ZM157 179V178H156ZM155 179V180H156ZM159 179V178H158ZM169 179V178H168ZM176 179V178H175ZM175 179H173V181H175ZM184 179V178H183ZM187 179V178H186ZM189 179V177H188V179H187V181H185L184 180V182H187L188 183V181H189V183H190V180ZM250 179L248 178V180L250 181ZM70 180V179H69ZM79 180V179H78ZM99 180V179H98ZM178 180V181H179ZM196 180V181H195ZM94 181V180H93ZM101 181H103V180H101ZM126 181H127V179H126ZM129 181H130V178H129ZM133 181V180H132ZM131 181V182H132ZM162 181H163V179H162ZM165 181V180H164ZM168 181V180H167ZM176 181H177V179H176ZM175 181V182H176ZM177 181V182H178ZM240 181V183H238ZM244 181H246L247 182V185L249 184L248 183V181H247V178L244 180ZM252 181V180H251ZM261 181V180H260ZM260 181H258V183L257 184H255L254 185V187L253 188H251V190L252 189H255L256 187L258 188L259 187V184H260V188L261 189H258V191H261V192H259V193H263L262 195L261 194H259V195H261V198L262 197H264V178L262 179V182H260ZM91 182V181H90ZM115 182H113V185H114V183ZM120 182V183H119ZM125 182V181H124ZM136 182V181H135ZM168 182H171V181H168ZM174 182V183H175ZM242 182V183H241ZM260 182V183H259ZM69 183H71L70 181L67 183V184H69ZM88 184H89V182H87ZM95 183V182H94ZM133 183H134V181H133ZM132 183V184H133ZM159 183V180L157 181V184ZM188 183V184H189ZM237 183H238V185H237ZM72 184V183H71ZM70 184V185H71ZM78 184V183H77ZM91 184H92V182H91ZM101 183H99V185H97V183H96V186H100V185H102ZM106 184V185H105ZM126 184V183H125ZM125 184H123V185H125ZM129 184V183H128ZM164 184V183H163ZM166 184V183H165ZM164 184V185H165ZM169 184V183H168ZM168 184H167V186H168ZM176 184V183H175ZM179 185H181L180 183H178ZM178 184H176V186L178 185ZM194 184V183H193ZM193 184H190L189 186H191V185H193ZM246 184V183H245ZM82 185V184H81ZM85 185V184H84ZM131 185V184H130ZM159 185V184H158ZM171 185V184H170ZM178 185V186H179ZM184 185H187L186 183L184 184L183 183V185L182 186H184ZM198 185V186H197ZM237 185V186H236ZM258 185V186H257ZM79 186V185H78ZM90 186V185H89ZM129 186V185H128ZM133 186V185H132ZM161 186V185H160ZM177 186V187H178ZM188 186V185H187ZM194 186V185H193ZM193 186H191V187H186V186H184V187H186V190H193L192 192L190 191V194H188V191H186L185 190V188H184V191L183 192H187L186 194H187V196L185 195V196H182V191H181V189H182V187L180 188L179 187V191H178V193L180 194V193H182L181 194V196L183 197H179V195H178V193H174V191L176 190V189H178L177 187L175 188V186H173L172 185V188L174 187V189L172 190V188H170V186L168 187V188H170L169 190H172L171 191V193H172V196L170 195L171 193H170V191H169V193H167V192H164V193H167V194H169L170 195V197H169V195L167 196V195H164V196H162V197H164V199H165V202H167V203H169V201H166L167 200V198L168 199H172L173 197H177V198H181V199H183L184 200V202H183V200H182V202L183 203H186L187 205L189 204V202H187L188 200H189V198H192V197H189L188 198V200H187V198L186 199H184V197H188V195H190V196H192V194H194V188H193ZM242 187H243V185H241ZM245 186V185H244ZM256 186V187H255ZM91 187V186H90ZM111 187H113V186H110L109 188H111ZM116 187V186H115ZM116 188H119V186L118 187H116ZM122 189H123V187H121ZM121 188H119V189H121ZM126 188V187H125ZM130 188V187H129ZM128 188V189H129ZM132 188V187H131ZM134 188V187H133ZM132 188V189H133ZM158 187H156V189H157ZM164 188H166V187H163V189H161V187H160V189H161V191H159V189L157 190V192L156 191H152L150 194H152L153 193V195H155V196H153V197H156V199L158 198V196H159V193H163V191H164ZM190 188H193V189H190ZM241 188V187H240ZM239 188V189H240ZM245 188V187H244ZM250 188V187H249ZM74 189V188H73ZM102 189H103V187H102ZM155 189V188H154ZM155 189V190H156ZM86 190V189H85ZM125 190V189H124ZM168 190V189H167ZM197 190H196V192H197ZM208 190V189H207ZM251 190H249L248 192H250ZM257 189H255V191H256ZM93 191V190H92ZM101 191H103V192H106V191H104V190H101ZM109 191V190H108ZM201 191H202V189H201ZM245 191H246V189H245ZM244 191V192H245ZM254 191V190H253ZM254 191V192H255ZM90 192V191H89ZM100 192V191H99ZM115 192V191H114ZM117 192V191H116ZM115 192V193H116ZM204 192H202V194L204 193ZM247 192V191H246ZM254 192H252V193H254ZM96 193V192H95ZM110 193V192H109ZM108 193V194H109ZM123 193V192H122ZM156 193H158V195L156 194ZM184 193V194H185ZM238 193H240V195H242V196H240V195H238ZM256 193H257V191H256ZM92 194V193H91ZM100 194V193H99ZM104 194H107V193H104ZM104 194H102V195H104ZM107 194V195H108ZM111 194V193H110ZM149 194V195H150ZM13 195V194H12ZM35 195V194H34ZM101 195V194H100ZM106 195V196H107ZM161 195H163V194H161ZM175 195V196H174ZM197 195V194H196ZM195 194H194V197H197ZM247 195V196H246ZM257 195V194H256ZM258 195V196H259ZM1 196V195H0ZM7 198H3V197H1V199H0V206H1V208H2V210L7 214V216L8 217H10V219H13L14 217H16L17 219H20V221H22V222H24V224H26L27 225V227H24V230H25V228L26 229H28L27 231H28V233H29V237H28V233L27 234H25V235H23V236H25V241L24 240H22L23 241V243L22 244H20V245H23V246H21V248L19 247V245L16 243V242H14L15 241V239L14 238H12L13 237V235H12V237H11V240H12V243H14V245H17V247H19L20 249H19V251H14V252H16L17 253V255H21V257L22 256H24L25 257V259H26V261L24 260H22L23 259V257H22V259L21 258H18L19 259V262L21 261V262H24L23 264H99V263H103V261L105 262V264H135V261L136 260H139V259H137L136 257L137 256H139V255H142V253L140 252V250L138 251L137 249H135V247H133V249H132V242H133V240H136V239H133L132 237H130V238H132V239H130L128 236L126 237V238H124L123 237V242L126 240V242H124V243H122V239L121 240H119L118 239V241H119V243L120 244H117L118 243V241L116 242L114 239V241L116 242L115 243V246L117 245V248H116V252L115 251H108L107 249V244L105 243V241H107V239H109L108 237L106 238L105 236V238H103V236L102 235H99L101 232L98 230V226H96V223H95V226H94V224H90L91 222H84L83 221V218H85V217H81L80 216V218H82V219H79L78 217V219L76 218H72V217H74V216H71V217H68V222H62V223H64L63 225H60V223H59V225H58V223L56 224V222H55V225H53L54 224V222L51 224V222H49V224H51V225H53V226H49V225H47V224H45V223H47L46 221H45V223L43 222V218H41L42 216H40V214H37L38 213V211H37V215L36 214H34V213H32V208L33 207H31V205H30V207H31V209H30V211L27 209L28 207H29V205H28V207H26V210H28V211H26V210H24V206H27V205H24L23 204V206H21L22 204L21 203H23V200H22V202L20 203L19 202V200H20V198H17L18 196H16V198L18 199V200H16L15 198H12V196H10V195H5ZM31 196V195H30ZM94 196H96V195H94ZM151 197L150 198H153L152 197V195H150ZM166 196H167V198H166ZM9 197V198H8ZM13 197H15V195H13ZM35 197V196H34ZM102 197V196H101ZM105 197V196H104ZM120 197V196H119ZM118 197V198H119ZM172 197V198H171ZM201 197L200 198H198V199H201ZM209 197H210V199H209ZM33 199V195L30 197V199ZM106 198V197H105ZM197 198H192V200L194 199V202H195V199H197ZM29 199V200H30ZM35 199V198H34ZM154 199V198H153ZM152 199V201L153 202H155V201H157L156 199L155 200H153ZM158 199H160V198H158ZM181 199H180V201H181ZM197 199V200H198ZM212 199V200H211ZM257 199V198H256ZM264 199V198H263ZM263 199H260V203H263L264 202V200ZM20 200V201H21ZM176 200H178V199H176ZM175 200V201H176ZM187 200V201H186ZM191 199L189 200L190 201V208H192L193 210H195L196 209V207L198 208V209H196L195 210V212L194 211H192V213H194L195 215H198L197 213H199L200 211H201V209L204 207V205L206 204L205 202H207L206 200H204V199H202V202H201V200H198L199 201V203L200 204H202L201 206H200V204L197 202V204H196V206H195V204H192V201ZM196 200V201H197ZM205 202H204V201ZM263 200V201H262ZM25 201H27V200H25ZM32 201V200H31ZM34 201V203L36 202V200H33ZM42 201V200H41ZM44 201V200H43ZM41 202V203H38L39 204V206H40V204L42 205L41 207H42V209L44 208V209H46V207H43V206H47L45 203L46 202ZM150 201V200H149ZM159 201V200H158ZM157 201V202H158ZM171 201V200H170ZM175 201L173 202V203H175ZM257 201V200H256ZM256 201H254V202H256ZM39 202V201H38ZM151 202V201H150ZM182 202H180L179 203V200H178V203H179V210L180 209H182V210H180V212H179V210H178V217L180 216H182L183 215V213H185V209H184V207H182L183 205H181L180 206V204L182 203ZM259 202V201H258ZM28 203H32V202H28ZM27 203V204H28ZM44 203V204H43ZM156 203V202H155ZM182 203V204H183ZM203 203H204V205H203ZM152 204V203H151ZM176 204V203H175ZM186 204H185V207H186V209L187 208H189L188 206H186ZM251 204H253V203H251ZM257 204V203H256ZM256 204H253V205H255L256 206ZM33 205V204H32ZM155 205V204H154ZM167 205V204H166ZM193 205V206H192ZM197 205H199V206H197ZM264 205V204H263ZM147 206V205H146ZM158 206V205H157ZM261 206V205H260ZM259 206V204H258V208L260 207ZM156 207V206H155ZM155 207H153V209L155 208ZM159 207V206H158ZM165 207H168V206H165ZM180 207H182V208H180ZM202 207V208H201ZM208 207V208H207ZM0 208V209H1ZM36 208V207H35ZM39 208V207H38ZM48 208V207H47ZM148 208V207H147ZM195 208V209H194ZM207 208V209H206ZM206 208L204 207L203 209H202V211H203V217L205 216V215H208V214H206V213H208L209 212V206H207L206 205ZM258 208H256L255 209V211L254 212H256V210H259ZM262 208V207H261ZM263 208H264V206H263ZM262 208V212H260V214L261 213H263V209ZM34 209V208H33ZM49 209V208H48ZM48 209H46V210H44L45 212H43V213H46L47 211H49ZM152 209V208H151ZM160 209H163L162 207H160ZM191 209V210H192ZM149 209H147L146 211H148ZM176 210V209H175ZM175 210H172L171 209V211H175ZM187 210H189L190 211V209H187ZM200 210V211H199ZM204 210H206L205 211V213H204ZM261 210V209H260ZM40 211H42V210H39V212ZM197 211H199V212H197ZM201 211V212H202ZM213 211H214V213H213ZM252 211V212H251ZM28 212H31V213H28ZM34 212H35V209H34ZM153 212H155V211H153ZM168 212V211H167ZM181 212H182V215H180L181 214ZM197 212V213H196ZM250 212L252 213L251 215H250ZM16 213V214H15ZM43 213H42V215H43ZM49 214H51V212L49 211L48 212ZM158 213V212H157ZM174 213V212H173ZM177 213V212H176ZM257 213V214H256ZM255 213V215L257 216L259 213H258V211ZM0 214H1V212H0ZM152 214V213H151ZM160 214V213H159ZM187 214V213H186ZM200 214V213H199ZM46 215V214H45ZM185 215V214H184ZM195 215H193V217L195 216ZM201 215V214H200ZM210 215H211V213L209 212V215H208V217H209V219L211 218L210 217ZM215 215H213V219H215ZM254 215V216H255ZM40 216V217H39ZM76 216V215H75ZM166 216V215H165ZM202 216H200L199 217V215L198 216H195L196 217V219L195 220H198L197 219V217H199V218H201ZM262 216H264V215H262ZM261 215H259V217H254V218H251V220H252V222H254L253 221V219L255 220V218H256V220H257V218H260V219H262L261 217H262ZM2 217H4V216H2ZM12 217V218H11ZM157 217V216H156ZM158 217H160V216H158ZM164 217V216H163ZM167 217V216H166ZM165 217V218H166ZM186 217H188V216H186ZM190 217V216H189ZM188 217V218H189ZM194 217V218H195ZM205 217H207V216H205ZM5 218V217H4ZM41 218V219H40ZM45 218V217H44ZM70 218V219H69ZM72 218V219H71ZM192 217H190L189 219H191ZM3 219V218H2ZM15 219V218H14ZM150 219V218H149ZM155 219V218H154ZM178 219H180V218H178ZM218 218H216V220H217ZM259 219V220H260ZM151 220H153V219H151ZM161 220H163V219H161ZM192 221H193V219H191ZM202 220H205L204 218L202 219ZM215 220V221H216ZM251 220H249V221H251ZM259 220H257V221H259ZM3 221H5L4 219H3ZM14 221H16V219L14 220ZM19 221V220H18ZM50 221V220H49ZM85 221H86V219H85ZM160 221V220H159ZM179 221V220H178ZM177 221V222H178ZM261 221V220H260ZM13 222V221H12ZM21 222V223H22ZM195 222V221H194ZM198 222V221H197ZM202 221L201 220H199V223H201ZM210 222V221H209ZM252 222H250V223H252ZM15 223L16 222H14V223H12L13 224V226H12V224L10 223V225L8 224V227H10V226H12L13 228L12 229H14L15 227H20V225L18 226V222L16 223V225H15ZM61 223V224H62ZM170 223V222H169ZM182 222H180V224H181ZM243 223V225H241ZM249 222H248V224H250ZM256 222H254L253 223V225L255 224ZM264 222L262 221V224H263ZM3 224H5V222L3 223ZM185 224V223H184ZM197 223L195 222V225H196ZM202 224H203V222H202ZM206 224H208V223H206ZM213 224V223H212ZM215 225H217L216 223H214ZM257 224H258V222H257ZM15 225V226H14ZM179 225V224H178ZM186 225V224H185ZM200 225V224H199ZM210 225V224H209ZM226 225V226H225ZM246 226V228H244L245 226ZM252 225V224H251ZM251 225H250V227H251ZM258 225H261V224H258ZM257 225V226H258ZM2 226V225H1ZM172 226V225H171ZM176 226V225H175ZM181 226V225H180ZM212 226V225H211ZM214 226V225H213ZM241 226H244L243 228L241 227ZM255 226V225H254ZM256 226V227H257ZM197 227H199V226H197ZM220 227V226H219ZM223 227H225V228H223ZM248 227H249V225H248ZM17 228H15L14 230H16ZM21 229H22V227H20ZM19 228V230H21ZM180 228V227H179ZM194 228V227H193ZM212 228V227H211ZM210 228V229H211ZM216 228H218V226L216 227ZM227 228V229H226ZM263 228H264V226H263ZM99 229H100V227H99ZM184 229V228H183ZM215 229V228H214ZM3 230V229H2ZM199 230V229H198ZM213 230V228L211 229V231ZM259 230H261V229H259ZM1 231V230H0ZM3 231H5V230H3ZM11 231V230H10ZM17 231H18V229H17ZM22 231V233H21V235L23 234V230H21ZM180 231V230H179ZM195 231V230H194ZM206 231V230H205ZM210 231V232H211ZM214 231V230H213ZM213 231H212V233L211 234H216V233H213ZM262 231V230H261ZM14 232V231H13ZM13 232L11 231V232H5V234L7 233V235H5L4 233H3V235H5L7 238H8V236H11V233L13 234ZM25 232V231H24ZM100 232V233H99ZM107 232V231H106ZM202 232H204V231H202ZM207 232V231H206ZM206 232H204V233H206ZM209 231H208V233H210ZM230 232V233H229ZM26 233V232H25ZM224 233V234H225ZM240 233V234H241ZM9 234V235H8ZM16 234V233H15ZM102 234V233H101ZM179 234V233H178ZM177 234V235H178ZM195 234V233H194ZM201 234V233H200ZM207 234V233H206ZM218 234V233H217ZM224 234H223V236H224ZM2 235V234H1ZM2 235V236H3ZM16 235H19V236H17V237H20L21 235H20V233L18 234H16ZM16 235H14V236H16ZM176 235V234H175ZM204 235V234H203ZM208 235V234H207ZM210 235V234H209ZM244 235V234H243ZM2 236H0L1 238H3ZM201 236V235H200ZM238 236H239V234H238ZM241 236H242V234H241ZM111 237V236H110ZM204 237H206V236H204ZM208 237H210V236H208ZM213 237V236H212ZM215 237H217V236H215ZM228 237V238H227ZM237 237V236H236ZM6 238V240H8L7 241V244L8 245H4L3 243H0L1 245L3 244L4 246H6V248L2 245H0V255L1 256H3V255H5V254H8L9 252H10V259L13 257V259H11L12 260V263H13V261H14V263H18L17 261H16V257L14 258V256L16 255V253H15V255H11V251H12V249H13V247H12V245L11 246H9V244H11V243H8V242H11L10 241V239L8 238L7 239ZM28 240H27V239ZM176 238H177V236H176ZM175 238V239H176ZM220 238V237H219ZM224 239H225V236L223 237ZM235 238V236H233V238L231 239V240H229V243H230V241H233V239ZM243 238V237H242ZM13 239H14V241H13ZM22 239V238H21ZM125 239V240H124ZM130 239V242L128 243V241L127 240H129ZM173 239H174V237H173ZM211 239V238H210ZM177 240V239H176ZM204 240H207V239H204ZM222 240V238L220 239V240H217V241H221ZM226 240H224V242L226 241ZM234 240H237V239H234ZM21 241V240H20ZM109 241V240H108ZM107 241V242H108ZM121 241V242H120ZM132 241V242H131ZM138 241V240H137ZM137 241H134V243H137ZM211 241H212V239H211ZM223 241V240H222ZM1 242V241H0ZM25 242V243H24ZM109 242H111V241H109ZM205 242V241H204ZM236 242V241H235ZM4 243H6L5 242V239H4ZM16 243V244H15ZM122 243V244H121ZM126 243L128 244V245H126ZM133 243V244H134ZM142 243V242H141ZM219 243V242H218ZM239 243V242H238ZM124 244H125V246H124ZM205 244H206V242H205ZM215 244H217V243H215ZM221 244V243H220ZM234 244V243H233ZM236 244H237V242H236ZM125 247H123V246ZM129 245H130V247H131V249L130 248H128L129 247ZM138 245V244H137ZM143 245H145V244H142L140 247L142 248L143 247ZM219 245V244H218ZM222 245V244H221ZM224 245V244H223ZM226 245V244H225ZM263 245V244H262ZM7 246H9V248L11 247L12 249L10 250ZM110 246H111V244H110ZM139 246V245H138ZM209 246V245H208ZM229 246V245H228ZM231 246H233L232 244H231ZM236 245H234V247H235ZM139 247V248H140ZM145 247H147V246H145ZM145 247H143V248H145ZM222 247V246H221ZM9 250H8V249ZM148 248V247H147ZM211 248V247H210ZM231 248V247H230ZM110 249V248H109ZM122 250V251H121ZM136 250V251H135ZM146 250V248L145 249H143V250H141L142 252H144ZM148 251H145V254L147 255V256H149V249H147ZM250 250H251V248H250ZM123 251H124V253H123ZM242 251H244V250H242ZM5 252H7V253H5ZM13 252V251H12ZM119 252H121V253H119ZM147 252H148V254H147ZM187 253H188V250L186 251ZM105 253V256H106V253L107 254H109V256H110V258H109V260H108V262L107 261H105L106 259H108V258H106L105 260H104V256L103 257H101V258H103V259H101L100 258V256L102 255V254H104ZM138 253H140L139 255H138ZM190 253V252H189ZM144 254V253H143ZM16 255V256H17ZM145 255V257H147ZM189 254H187V256H188ZM6 256V257H5ZM5 256H3V258L1 259L0 258V261L2 260H4V262H2V263H0V264H3V263H6L5 261H7V264H8V261L10 262L11 260L9 259V257H8V259H6L7 258V255H5ZM158 256V255H157ZM190 256H191V254H190ZM188 256V259H187V261H184V260H182V261H184V263H186L187 262V264L188 263H190L191 262V260L190 259H192L193 257L191 256ZM141 257V256H140ZM142 257H143V255H142ZM141 257V258H142ZM145 257L143 258V259H141L140 258V260H144V261H146L145 260ZM189 257H190V259H189ZM99 258L101 259L100 261H98L99 260ZM159 258H161V256H159ZM184 258H186V257H184ZM6 259V260H5ZM194 259V258H193ZM190 260V261H189ZM195 260V259H194ZM194 260H192L193 262H194ZM16 261V262H15ZM160 261V260H159ZM161 261H163V259L161 260ZM166 261V264H174V263H172L170 260H169V258L168 259H166L165 260ZM181 261V263H183ZM18 263V264H22V263ZM26 262V263H25ZM99 262V263H98ZM137 262V261H136ZM140 262V261H139ZM143 262V261H142ZM101 263V264H102ZM160 263V262H159ZM183 263V264H184ZM192 263V262H191ZM198 262H196V260H195V263L194 264H197ZM264 263V262H263ZM9 264H11V263H9ZM137 264H138V262H137ZM161 264H162V262H161ZM178 264V263H177ZM200 264V263H199ZM261 264H262V262H261Z\"/></svg>",
	"mask_w": 264,
	"mask_h": 264
}]
</instances>
